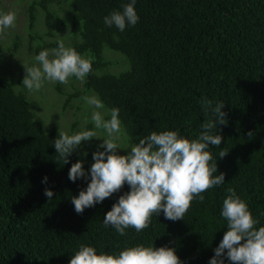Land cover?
I'll use <instances>...</instances> for the list:
<instances>
[{"label":"trees","instance_id":"trees-1","mask_svg":"<svg viewBox=\"0 0 264 264\" xmlns=\"http://www.w3.org/2000/svg\"><path fill=\"white\" fill-rule=\"evenodd\" d=\"M130 2L30 0L28 35L39 40L36 55L61 39L48 42L33 34L35 11H43L53 27L50 7H62L66 16L56 18L66 27L69 47L92 60L82 88L75 87L66 103L93 92L108 112L119 109L130 143L164 130L196 139L210 118L201 99L223 102L227 122L215 132L221 144H209L208 150L217 165L214 175L224 173V183L202 193V203L193 200L183 220H167L161 211L141 233L129 228L119 236L103 219L129 186L78 214L71 197L86 189L90 175L73 182L68 171L79 160L88 172L93 151L81 144L63 164L53 146L60 131L46 130L36 118L27 94L15 88L21 79L0 74V264H69L81 244L97 254H118L136 244L167 246L182 264H209L227 230L220 212L228 188L247 203L259 220L256 227L264 226V0H136L135 26L121 32L104 24L106 15ZM51 30L45 33L54 36ZM17 45L16 36L7 50ZM104 48L111 52L105 55ZM111 55L120 56L115 63L122 69L111 70ZM221 148L228 151L222 158ZM45 189L53 192L51 201Z\"/></svg>","mask_w":264,"mask_h":264},{"label":"clouds","instance_id":"clouds-1","mask_svg":"<svg viewBox=\"0 0 264 264\" xmlns=\"http://www.w3.org/2000/svg\"><path fill=\"white\" fill-rule=\"evenodd\" d=\"M136 0L122 5V11L113 10L103 18L106 26H115L124 31L126 26H135L139 17L135 11ZM16 14L0 11V35L15 27ZM37 64H24L25 75L22 85L29 92H39L45 81L67 84L75 77L84 81L92 71L91 58H85L72 47H66L63 40L57 47L41 50L34 57ZM85 104L93 109H104L103 102L95 95L82 97ZM202 109L210 118L201 124L202 131L196 139L189 140L177 131H151L149 135L131 143L126 155L117 154L121 149L117 141L123 134L119 109L109 110V119L101 111L93 110L91 122L97 130H103L105 137H99L94 130H81L73 134L60 132L54 141L56 154L63 164L68 156L77 150L82 141L93 138L103 140L98 148L104 151L92 153L93 163L88 172L82 162L73 163L68 171L69 180L79 178L90 181L78 196L71 197L75 211L80 214L85 208L101 203L125 184L129 191L120 195L111 210L107 211L103 224L111 225L119 236H125L132 228L141 233L151 224L153 215L163 212L165 219L183 220L193 200L204 201L202 193L224 183V173H217L216 161L208 150L209 144L219 147L222 136L215 134L218 124H226L223 102L213 105L206 97L200 101ZM215 130V131H214ZM251 137L253 133L249 132ZM222 150L219 157L228 151ZM47 177L44 178V182ZM220 216L227 222V230L214 249L209 264H224L226 255L231 264H264V226L256 227L259 220L254 218L247 203L233 188L227 189ZM44 195L51 201L53 192L45 189ZM69 264H182L175 249L167 246L154 247L136 244L126 246L118 254L100 253L92 246L79 245L71 256Z\"/></svg>","mask_w":264,"mask_h":264},{"label":"rangeland","instance_id":"rangeland-1","mask_svg":"<svg viewBox=\"0 0 264 264\" xmlns=\"http://www.w3.org/2000/svg\"><path fill=\"white\" fill-rule=\"evenodd\" d=\"M30 0H0V11L3 12H14L16 14L15 27L7 29L3 35H0V74L4 80L11 77H16L21 79V83L17 85L16 90H24L25 94L29 98L32 109L35 112L36 118L40 119L44 125V128L48 130L52 126H56L60 132H65L67 134H73L75 132L86 130V124L90 123V130L97 132L99 137H105L106 133L103 130H97L91 122V113L93 109L85 104L82 97L93 96V92H88L80 98H71L68 103L66 99L70 92H73L75 87L79 89L82 88L80 80L73 81L72 78L69 79L67 84H61L58 82H48L45 81L43 87L39 92H29L23 85L22 80L25 75V70L23 65L27 64L29 66L37 64L34 60L36 56L35 46L39 40H31L28 35V11ZM66 8V5H62ZM50 10L53 11L55 18L52 19L54 23L53 27L45 21V14L40 9L35 11L36 21L33 25V34L42 35L41 40L53 41L55 38H60L64 41L65 46L69 47V36L66 32V27H62L57 21V16L65 17L67 12L62 7L57 8V5H52ZM52 29V30H51ZM55 29H60L59 31ZM55 32L54 36L46 34V31ZM18 37V45L16 49L8 51L7 49L12 47L13 38ZM51 50L53 48H46ZM107 48H104L103 53L106 55L109 53ZM114 60L111 70L116 71L122 69L123 65L120 63H115L117 59L120 58L119 55H111ZM61 88L59 91L55 85ZM96 96V95H95ZM104 114L105 119L108 111L104 109H98ZM77 120V124L72 128V123ZM48 128V129H47ZM103 140L93 138L89 141H82L81 144L84 148L89 149L93 152L104 151L103 148H98V145L102 144ZM121 149H117V154L126 155L130 151V142L125 141L124 135L120 136L117 141Z\"/></svg>","mask_w":264,"mask_h":264}]
</instances>
